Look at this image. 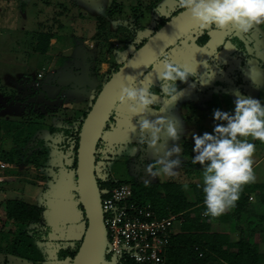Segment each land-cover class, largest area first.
<instances>
[{"label":"rangeland","instance_id":"rangeland-1","mask_svg":"<svg viewBox=\"0 0 264 264\" xmlns=\"http://www.w3.org/2000/svg\"><path fill=\"white\" fill-rule=\"evenodd\" d=\"M179 7L178 0H0V234L8 235L10 231L11 235L13 232L31 234L35 230L34 235L49 244L48 253L51 251L50 245L57 240L83 239L87 227L85 228L84 218L78 214L75 202H70L72 196L67 191L62 192L61 198H55L49 193V188L53 186L70 187L76 193L74 170L67 168L60 158L50 159L48 155L45 160H50L49 163L52 164L48 168L34 163H20V158L11 162L12 148L16 144L12 138L7 137V133L29 123L57 126L64 122L77 124L96 99L95 90L98 86L105 82L117 64H124L133 55V44L150 36L160 17H172ZM260 26L264 30V24ZM198 30L185 36L176 44L178 48L174 46L173 49L176 50L174 54L179 55L178 63L182 62L193 69L197 66L200 79L206 83L201 84L199 80L189 83L178 81L185 94L175 104L169 105L163 113L157 112L159 104L139 115L133 114L128 104L120 102L113 110L111 117L115 124L109 126L104 136L105 145L101 146L99 152L103 154L107 151V144L112 136L117 139L118 154H111L114 157L112 163L102 160L98 164L107 165L114 180L127 182L129 186L146 181L162 185L169 180L202 185V167L199 163H192L193 153L190 157L188 154L181 157L185 150L182 141L192 139V131L197 134L212 131L214 120L211 104L214 94L218 95L222 110L225 111L234 108L237 92L264 102V68L257 65L262 47L255 41L254 45L247 46L249 53L257 58L254 60L255 66L246 73L237 88L230 82L224 88L217 80L228 79L209 75L205 79V67L199 62L209 60L214 51L217 56L220 55L217 61H222V58L227 60L231 56L234 50L228 51L227 46L217 48V40L226 35L229 29L210 30V35L214 38L208 44L210 49L195 44L196 33L203 29ZM48 33L53 34L49 44L44 47L43 52L37 51L38 38ZM236 36L247 45L256 37L237 28ZM180 47L185 48V51L181 52ZM225 53L226 56L222 57ZM263 57L264 55L261 56ZM161 67L158 63L143 76V83L153 81L156 70ZM141 80L136 83L137 86H140ZM217 107L219 106L216 105L215 108ZM157 116L177 121V127L181 131L180 139L175 143L182 148V152L178 154L182 163L176 169L175 176L152 177L145 171L146 164L163 157L174 143L166 133H162L157 145L159 151L146 144L144 150L142 149L144 155L141 156L139 142L142 141L137 121L143 118L155 119ZM133 124H136L135 132L131 131ZM148 135L150 137V133ZM248 139L256 146L252 157L255 180L249 183L263 185L264 142L251 137ZM171 158L175 159L176 155ZM191 167L196 170L185 173ZM188 190L191 191V188ZM75 197L78 199L76 194ZM9 200H19L45 208L51 202L54 209L63 211L54 214L46 209L41 220L25 224L8 219L5 207ZM258 200L255 195L250 198L251 202L258 205L254 210L257 220H262L263 209ZM181 224L176 222L174 230L180 232ZM211 231H228L232 241L239 238L234 224L215 222ZM262 237L257 232L252 236V241L264 252ZM0 264L56 263H32L0 250Z\"/></svg>","mask_w":264,"mask_h":264},{"label":"trees","instance_id":"trees-1","mask_svg":"<svg viewBox=\"0 0 264 264\" xmlns=\"http://www.w3.org/2000/svg\"><path fill=\"white\" fill-rule=\"evenodd\" d=\"M175 11L176 12L174 15L170 18L162 15L152 29L153 33L158 31L169 20L183 11V9L179 7ZM199 27L193 30L191 33L198 30ZM227 28L229 29V32L217 40V48L221 49L224 46H227L229 48L228 51H234L227 60L222 58V61H217L220 55L217 56V53L214 51V53L211 54L208 62L211 64V67L214 71V77L219 76L217 77L219 79H228V81L217 80L219 85L226 88L228 85H230L228 83L230 82L232 85H234L233 87L237 88L246 73H248L250 69L255 66L254 60L257 58L249 53L247 50V44L241 39L237 38L236 28L232 25L228 26ZM213 29L215 28L203 29L201 32H197L195 44L201 48L210 49L208 48V44L214 39L213 36L210 35V30ZM153 33L150 36L148 35L147 37H144L133 44L135 48L134 53L145 44V42L153 35ZM191 33L187 35H190ZM52 35L53 34L51 33L42 34L38 38V42L36 44L37 51L43 52L44 47L49 44L50 38L53 37ZM176 44L174 45L175 47L177 46ZM174 46L169 48L168 51L160 57V59L144 76H146L159 63L165 54L171 55L172 58L178 62L179 55L174 54ZM180 51H185V48L180 47ZM183 54L186 55V52ZM221 56H226V53L222 54ZM246 61H251V63L247 64ZM180 64L183 65L182 62ZM123 65L124 64L119 63L116 65V67H114V69L106 78L105 82L99 85L95 90L96 97L106 82ZM201 65L203 64L201 63ZM257 65L264 68V61L258 60ZM203 71L206 73L205 79L208 75L210 76L206 68ZM145 85L151 87L153 91L159 92V80L157 78V74L153 81L146 82ZM94 102L95 99L92 105ZM156 105L157 104L153 106L155 107ZM216 105L219 106L217 108L223 109L222 102L219 101L218 95L214 94L211 110H213ZM91 107L83 113L81 120L77 124L73 123L71 125L64 122V124L57 126L44 123L42 125H38L37 123H29L17 129V132L8 131L7 137L12 138L16 144V146L12 148L13 154L11 155L10 161L16 162V159L20 158V163H34L37 166H44L45 168H48L52 164L49 163L50 160H45L47 155L50 159L60 158L67 168H72L74 170V178L77 180V153L80 142L81 128ZM112 123L115 124V120H113V118L110 116V121H108L105 127L103 136L99 141L96 150V177L103 198L110 196L116 187L127 185V182H119L114 180L107 165L98 164V162L102 160L112 163V159L114 157L111 154H118L116 152L118 149L116 143L117 139L113 138L112 136L109 138L110 140L107 144V151L103 154L99 152L101 146L105 145L103 142L104 136L106 135L109 126ZM182 142V146L185 147V150L181 157H184L186 154H188L190 157V154H192V139L189 138ZM139 144L142 151L140 154L143 156V150L146 147V143L139 142ZM134 145H136V143H134ZM194 169L196 170V168H188L185 170V173L194 172ZM136 177H138V175ZM184 184L186 183H183V181L175 182L169 180L162 185L158 183L155 184L151 181L133 183L130 185L133 189L135 200H137L138 203L150 205L151 210H153L159 218L181 214V217L179 218V222L182 223L181 230L180 232L173 235L170 240L169 248L166 252V263L264 264V252L260 251L259 245L252 241V236L257 232L262 234V239L264 241V221H262L264 220V184H244L235 206L229 208L227 211L217 217L204 215L206 206L203 202L204 193L202 191V185L198 183H188L187 189L191 188V191H187V189L183 187ZM49 191V193H51L55 198H61L63 194L62 192L67 191L72 196V201H70L71 204L75 202V205L79 211L78 214L84 218L85 228L87 227L88 221L83 207L78 200L79 194L77 191L75 193L70 187L68 188L65 186H53L49 188ZM75 194L77 195L78 199L75 197ZM252 195L257 196L259 199L258 202L263 209L261 216L262 220H257L256 218L257 213L254 210H256L258 205L257 203L250 201ZM50 200L52 199L50 198ZM46 209H50V211H52L54 214H59L61 211H63V209H54L51 202L49 203L48 208H45V206L26 204L19 200H9L6 202L5 212L9 220H15L17 222L27 224L35 223L41 220L43 211ZM69 212L70 210H68V214ZM44 219L46 222L45 217ZM215 222H222L225 225L234 224L235 230L239 234L238 240L232 241L231 235L228 231L212 232L211 227ZM34 231L35 230H33L31 234H26V232H13V235H11V231L7 233L8 235L0 234V250L5 251L6 254L18 256L32 263H36L37 261H43L46 263L48 261H54L56 264L72 263V260L76 256L81 246L82 239L57 240L50 245L51 251L48 253L47 249L49 244L44 242V240L39 236L36 237L34 235ZM10 236H12L13 239H11ZM108 262L109 259L105 257L103 264H107ZM117 264L132 263L125 261Z\"/></svg>","mask_w":264,"mask_h":264},{"label":"clouds","instance_id":"clouds-1","mask_svg":"<svg viewBox=\"0 0 264 264\" xmlns=\"http://www.w3.org/2000/svg\"><path fill=\"white\" fill-rule=\"evenodd\" d=\"M178 2L184 11L190 12L192 18L199 22L202 29H225L232 25L241 32L251 33L257 25L264 24V0H178ZM199 63L203 64L211 77L214 76L208 60ZM246 63L250 64L251 61ZM159 64L162 65L156 70L159 92L146 86L143 80L139 83L140 86L132 84L122 88L120 103L128 104L133 114L146 113L154 104H159L157 112H165L169 105L175 104L185 94L178 81L189 83L199 80L201 84L206 83L200 79L201 74L198 75L197 66L193 69L182 65L171 55L165 54ZM129 77L135 80L134 76ZM161 100L162 103L159 102ZM212 115L214 126L211 132L191 133L192 163H199L202 167L203 202L206 206L204 215L217 217L235 206L244 184L255 180L252 157L256 146L248 138L264 142V102L237 92L231 111L215 108ZM137 122L141 141L157 152L162 133H166L174 142L163 157L154 163L146 164L145 171L152 177L175 176L176 169L182 163L178 155L182 148L175 143L181 136L177 121L157 116L155 119L143 118ZM131 131H136V124L132 125ZM174 154L176 158L172 159ZM183 187L187 189L188 185L184 184Z\"/></svg>","mask_w":264,"mask_h":264},{"label":"water","instance_id":"water-1","mask_svg":"<svg viewBox=\"0 0 264 264\" xmlns=\"http://www.w3.org/2000/svg\"><path fill=\"white\" fill-rule=\"evenodd\" d=\"M199 26L190 12L184 10L169 20L106 82L89 110L81 128L76 170V191L88 224L71 264H103L105 259L108 238L96 177V150L110 116L120 102L122 88L136 84L169 48Z\"/></svg>","mask_w":264,"mask_h":264},{"label":"built area","instance_id":"built-area-1","mask_svg":"<svg viewBox=\"0 0 264 264\" xmlns=\"http://www.w3.org/2000/svg\"><path fill=\"white\" fill-rule=\"evenodd\" d=\"M102 212L107 264H167L166 252L181 215L159 218L150 205L135 200L129 185L118 186L110 196L102 197Z\"/></svg>","mask_w":264,"mask_h":264},{"label":"crops","instance_id":"crops-1","mask_svg":"<svg viewBox=\"0 0 264 264\" xmlns=\"http://www.w3.org/2000/svg\"><path fill=\"white\" fill-rule=\"evenodd\" d=\"M251 33L253 35H256V37L253 38L252 41L247 46H250L252 44L254 45V41L256 42V44L258 46L260 45L262 47V50L261 51L259 50L260 53H259V57L258 58L262 61V60H264V57L261 58V56L264 55V52H263V50H264V44H263L264 43V30L261 28L260 25H257L255 27L254 31H252ZM259 161H260V159L257 162H259ZM261 161H262V159H261ZM185 183L188 184V182H185ZM218 223L223 224L222 222H218ZM177 232H179V231H177Z\"/></svg>","mask_w":264,"mask_h":264}]
</instances>
